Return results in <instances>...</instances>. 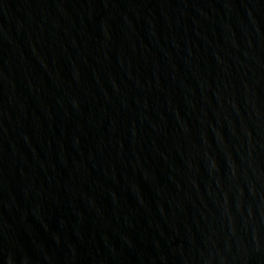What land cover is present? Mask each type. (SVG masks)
Returning a JSON list of instances; mask_svg holds the SVG:
<instances>
[{
	"label": "water",
	"instance_id": "obj_1",
	"mask_svg": "<svg viewBox=\"0 0 264 264\" xmlns=\"http://www.w3.org/2000/svg\"><path fill=\"white\" fill-rule=\"evenodd\" d=\"M0 264H264V0H0Z\"/></svg>",
	"mask_w": 264,
	"mask_h": 264
}]
</instances>
